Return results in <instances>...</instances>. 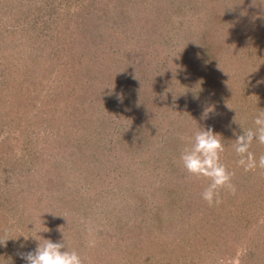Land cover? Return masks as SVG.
<instances>
[{"label":"rangeland","instance_id":"obj_1","mask_svg":"<svg viewBox=\"0 0 264 264\" xmlns=\"http://www.w3.org/2000/svg\"><path fill=\"white\" fill-rule=\"evenodd\" d=\"M261 111L264 0H0V264L44 239L84 264H264V169L233 147ZM201 128L235 173L219 205L180 161Z\"/></svg>","mask_w":264,"mask_h":264},{"label":"clouds","instance_id":"obj_2","mask_svg":"<svg viewBox=\"0 0 264 264\" xmlns=\"http://www.w3.org/2000/svg\"><path fill=\"white\" fill-rule=\"evenodd\" d=\"M208 111L210 110L205 111V116H207ZM234 122H238L236 117ZM254 124L256 125L255 129H243V134L237 136L233 145L234 151L239 157L237 163L246 172L255 171L257 168L264 169V155H260L257 160L250 150L254 139L260 145H264V111L258 113L254 119ZM221 137L220 134L214 133L211 128L207 130L201 128V130L195 132L190 146L185 147L180 155L183 168L190 176L205 178L209 181L201 194L202 199L209 206L222 203V190L232 194L236 192V186L233 183L235 173L229 171L228 167L222 162L225 145ZM24 238L27 240L29 237L24 236ZM89 246L94 247L95 242H90ZM21 257L26 261V264H84L81 255L76 250L71 249L65 240L53 242L50 239H44L43 242H39L34 251L22 253Z\"/></svg>","mask_w":264,"mask_h":264},{"label":"trees","instance_id":"obj_3","mask_svg":"<svg viewBox=\"0 0 264 264\" xmlns=\"http://www.w3.org/2000/svg\"><path fill=\"white\" fill-rule=\"evenodd\" d=\"M201 44H203L204 46H205V44L202 42ZM205 49V48H204ZM205 50H202L200 53H199V55H197L198 56V58L200 59L201 58V56H203L200 60H206L207 58H205L204 57V55L203 54H205V52H204ZM201 55V56H200ZM203 62H205V67H203V66H201V68L199 69V72H200V76L201 77H203L204 75H206V73H208V71L206 70V69H208L209 68V66H208V61H203ZM178 155H179V152L177 153Z\"/></svg>","mask_w":264,"mask_h":264}]
</instances>
